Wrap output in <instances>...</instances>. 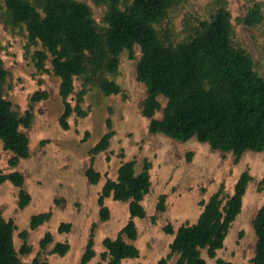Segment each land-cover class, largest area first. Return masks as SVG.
Wrapping results in <instances>:
<instances>
[{
    "label": "rangeland",
    "instance_id": "rangeland-1",
    "mask_svg": "<svg viewBox=\"0 0 264 264\" xmlns=\"http://www.w3.org/2000/svg\"><path fill=\"white\" fill-rule=\"evenodd\" d=\"M28 1L38 7L36 0ZM78 1L89 7L96 25L102 29L106 5L94 0ZM219 9L229 14L232 44L251 56L254 70L264 77V0H172L166 15L154 27L161 41L176 45L192 36L200 22L208 21ZM252 10L256 16L249 25L245 18ZM38 49H43L41 43L28 39L23 23H12L4 0H0V59L7 71L1 86L2 96L18 115L23 116L27 111L32 115L29 125L19 126L28 137L29 155L13 166L9 163L12 152L0 147V173L15 170L22 173L23 188L30 196L28 204L20 208L19 188L9 181L0 183V209L3 217L12 219L16 226L13 240L19 258L25 263L39 257L46 264H80L93 232L96 254L87 264L102 261V239L115 237L129 220V212L127 201L108 196L104 205L109 209V217L100 220L101 189L106 179H115L122 162L133 161L136 172L147 167L150 186L142 199L145 216L134 219L137 236L133 243L139 254L124 259L121 264H157L169 253L173 237L163 227L171 224L176 229L194 223L203 207L201 201L218 191L224 200L228 198L245 170L251 179L241 211L228 228L216 256L230 264H251L255 244L252 219L264 203V150H247L236 159L232 152L213 149L195 137L181 141L160 132H149V120L141 114L145 87L136 78V64L141 55L137 45L131 51L122 50L116 71L107 74L120 86L117 94H103L85 82L84 76L74 78L67 100L75 105L81 95L79 105L86 114H71L67 117V127H63L59 121L64 109L59 79L51 70L48 52L46 70L36 67L34 53ZM36 92H45V96L33 100ZM159 101L161 108L156 117L162 115L166 99L159 96ZM108 131L112 132L108 147L92 152ZM90 165L100 174L96 183H91L85 175ZM161 196L164 208L158 209ZM40 212H49V217L31 228V216ZM61 223H67L69 229L59 231ZM23 231L25 239L21 236ZM46 232L52 239L41 247ZM24 242L30 248L27 252L21 251ZM57 242L68 244L66 253L53 251ZM202 256L207 264H215L204 250ZM175 259L173 255L167 263L174 264Z\"/></svg>",
    "mask_w": 264,
    "mask_h": 264
},
{
    "label": "trees",
    "instance_id": "trees-1",
    "mask_svg": "<svg viewBox=\"0 0 264 264\" xmlns=\"http://www.w3.org/2000/svg\"><path fill=\"white\" fill-rule=\"evenodd\" d=\"M36 1L38 7L28 0H4V5L12 23H23L28 39L41 43L43 49L34 53L39 70H46L45 61L48 53L50 55L51 70L59 79L58 90L64 104L59 118L63 127H67V117L71 114H86L79 105L81 95L75 105L67 100L74 78L84 76L85 82L96 86L103 94H117L120 86L107 74L116 71L122 50L131 51L137 45L141 55L136 64V78L145 87L141 114L149 120V132H160L181 141L195 137L213 149L232 152L236 159L247 150H264V77L254 70L251 56L232 44L227 11L219 9L208 21H201L186 41L172 45L161 41L154 27L166 15L172 0H94L107 7L102 29L96 25L89 7L81 1ZM254 11L245 18L249 25L255 21ZM6 74L0 59V147L12 152L9 163L14 166L29 155L28 137L19 126L29 125L32 115L30 111L18 115L2 96L1 86ZM44 96L45 92H36L32 99ZM159 96L164 97L166 103L162 115L156 117L161 108ZM111 135V131L104 133L92 152L105 150ZM85 175L91 183H96L100 177L92 165L85 170ZM250 179L245 170L228 198L224 200L218 191L202 200V210L194 223H185L176 229L166 224L163 230L173 237L169 253L157 264H168L173 255L176 256L174 264H207L203 250L215 264H230L217 257L216 252L223 246L228 228L241 211ZM4 181L19 188L18 206H26L30 196L23 188V174L16 170L0 173V183ZM149 186L147 167L136 172L133 161L122 162L115 179H106L98 199L100 220L109 217V209L104 205L108 196L128 202L129 220L115 237L102 239V261L97 264H121L124 259L138 256V248L133 243L137 236L134 219L145 216L142 199ZM163 202L161 196L158 209L164 208ZM48 217L49 212L33 214L30 227L35 228ZM252 227L255 244L250 262L264 264V203L255 213ZM15 228L12 219H5L0 209V264H46L39 257L30 263L19 258L13 240ZM58 229L68 230L69 225L61 223ZM92 234L80 264H87L96 254ZM21 236L25 239L26 232H21ZM51 239V234L46 232L40 241L41 247ZM29 249L24 242L21 251ZM67 250L66 242H57L53 248L61 255Z\"/></svg>",
    "mask_w": 264,
    "mask_h": 264
}]
</instances>
